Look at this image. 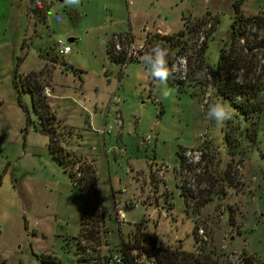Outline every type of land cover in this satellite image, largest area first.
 Listing matches in <instances>:
<instances>
[{
	"label": "rangeland",
	"instance_id": "374dc122",
	"mask_svg": "<svg viewBox=\"0 0 264 264\" xmlns=\"http://www.w3.org/2000/svg\"><path fill=\"white\" fill-rule=\"evenodd\" d=\"M41 1L0 0V264H106L123 240L264 264V27L248 28L250 62L235 75L262 83L256 117L216 96L210 73L230 50L237 4L264 18V0ZM181 31L182 88L158 86L142 60L123 65L107 51L114 35L138 45L148 33ZM60 40L69 55H58ZM26 76L50 114L16 87ZM221 99L234 116L217 127L206 112ZM187 150L197 164L183 165ZM87 167L98 180L96 213L80 183L90 187Z\"/></svg>",
	"mask_w": 264,
	"mask_h": 264
},
{
	"label": "trees",
	"instance_id": "16d2710c",
	"mask_svg": "<svg viewBox=\"0 0 264 264\" xmlns=\"http://www.w3.org/2000/svg\"><path fill=\"white\" fill-rule=\"evenodd\" d=\"M32 9L44 17L46 12H38L37 8L31 5ZM237 16L232 25L231 33V44L230 50L226 49V46L222 47L220 50V58L215 67H211L210 73L212 77L213 86L215 87L216 96L228 100L231 104L236 107V109L241 112L246 119L256 117L259 113L260 106L257 103L256 96L257 92L262 88V83L256 84L254 86L248 83V76L239 81L235 75L237 72L242 70H247V66L250 61L245 59L242 52L245 53V49L248 47L241 46L242 39L246 36L247 30L250 27L257 28L261 30L264 27V18L260 16L255 17H245L241 13L240 4L236 6ZM198 25V23H197ZM120 36H126L130 41L134 40V35L130 33H122ZM185 31H181L177 34L172 35H162L160 33H148L146 45L148 52L150 49L157 43L160 42L162 46L169 51L168 56V66L172 70L175 61L178 59L176 55L181 54L184 50H187V40H186ZM264 37V36H263ZM189 39V38H188ZM264 42V38L262 39ZM240 47V49H238ZM249 50V49H248ZM108 54L113 61L125 65L128 62L127 55L125 51L117 53L115 50V42L113 37L108 43L107 48ZM175 52V55L173 53ZM202 62V61H201ZM189 65V64H188ZM249 70V67H248ZM18 79V74L15 76V80ZM168 82L171 86L182 88L187 85L184 81H175L172 78V75L169 77ZM19 83L24 84V87H27L32 91L34 102L36 108L42 111V116L49 113V110L45 109L47 104L44 102V98L38 92L37 87L33 85V81L30 80V77L20 79L16 81V87H19ZM195 96V95H194ZM49 108V107H47ZM50 114V113H49ZM54 117V115L52 116ZM55 118V117H54ZM46 120V119H45ZM50 124V123H49ZM55 150L57 146H53ZM63 158H65L63 156ZM62 163H65L63 159H60ZM85 171L86 176L90 177V187H83L82 180L80 183L82 185L83 197L85 198V207L86 211L91 213H96L99 210L98 206V191H97V177L96 171L92 167H87ZM73 176L76 177V174L73 173ZM79 179L76 178V181ZM186 189V187L184 186ZM95 193V194H93ZM94 195V197H93ZM93 198V199H92ZM85 228V227H84ZM86 229V228H85ZM84 230V229H83ZM195 235L197 234V229L194 230ZM82 236V234H81ZM136 242V241H134ZM132 241L125 243L124 240L121 244V250L119 257L121 258V263L119 264H138V259L142 256H145L149 264H225L224 261L221 262L222 256H217L213 252H207L205 250L188 252L179 248H173L170 246H156L150 245L147 247H142L139 245V241L134 243ZM138 251L137 254L135 252ZM112 257H114L112 255ZM112 257L106 258V264H111L110 260ZM256 260V261H255ZM241 262V261H240ZM229 264H233L232 262ZM239 264H263L262 262L257 261L254 256H247L243 253L242 262Z\"/></svg>",
	"mask_w": 264,
	"mask_h": 264
},
{
	"label": "clouds",
	"instance_id": "9594fccd",
	"mask_svg": "<svg viewBox=\"0 0 264 264\" xmlns=\"http://www.w3.org/2000/svg\"><path fill=\"white\" fill-rule=\"evenodd\" d=\"M75 6H79L80 0H74ZM65 4L70 6L69 0H65ZM69 51L67 47L64 48V53L66 54ZM132 54H135L133 52ZM168 49L164 48L160 42H157L150 51L141 57L142 63L147 67L151 77L158 82L159 85H167V81L169 77L172 75V70H170L168 66ZM169 95L168 89L165 87L162 90V96L167 98ZM234 109L231 107L229 103L221 100H216L211 103L206 112V118L210 121H214L217 127H223L226 122L233 119ZM191 154L186 153V156H190ZM189 162H194L190 160ZM117 262L119 261V257H114Z\"/></svg>",
	"mask_w": 264,
	"mask_h": 264
},
{
	"label": "built area",
	"instance_id": "2783aa9c",
	"mask_svg": "<svg viewBox=\"0 0 264 264\" xmlns=\"http://www.w3.org/2000/svg\"><path fill=\"white\" fill-rule=\"evenodd\" d=\"M38 7L42 6V1L38 0L37 2ZM113 40L115 42V50L117 53H120L122 51H125L126 55H127V59L128 61L131 60H141V57L144 56L145 54L148 53V49H147V45H146V41L143 44H138L136 43V41L132 40L130 41L129 39H127L126 36H120L118 35H114L113 36ZM67 47L69 49V51L66 54H61L64 53V48ZM57 50H58V55L61 57L67 56L72 52V48L71 46L64 40H60L57 43ZM133 52H135V54H132ZM179 60H182L180 62V65L178 63ZM188 71H189V65H188V61H187V57L184 56L182 59H177L175 61V64L172 67V78L175 81H186L188 79ZM190 150L185 151L182 154V160L183 161V165L186 166H190L191 163L197 164L191 155L190 156H186V153H190ZM190 160L194 161V162H189ZM118 219H124V214L121 212H118ZM202 233V231H200ZM115 257V256H114ZM114 257L111 258L110 262L111 264H119L121 263V258L119 257V261L117 262V260L114 259ZM233 264H239V257H236L233 261Z\"/></svg>",
	"mask_w": 264,
	"mask_h": 264
},
{
	"label": "crops",
	"instance_id": "0c3cea01",
	"mask_svg": "<svg viewBox=\"0 0 264 264\" xmlns=\"http://www.w3.org/2000/svg\"><path fill=\"white\" fill-rule=\"evenodd\" d=\"M74 40L73 39H71V42H73Z\"/></svg>",
	"mask_w": 264,
	"mask_h": 264
}]
</instances>
